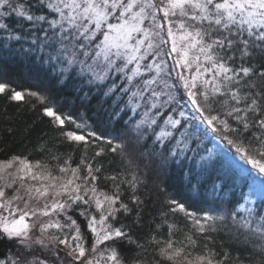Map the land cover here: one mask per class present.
Returning <instances> with one entry per match:
<instances>
[{"label": "snow or ice", "instance_id": "snow-or-ice-1", "mask_svg": "<svg viewBox=\"0 0 264 264\" xmlns=\"http://www.w3.org/2000/svg\"><path fill=\"white\" fill-rule=\"evenodd\" d=\"M0 98V264H264V0H0Z\"/></svg>", "mask_w": 264, "mask_h": 264}, {"label": "trees", "instance_id": "trees-1", "mask_svg": "<svg viewBox=\"0 0 264 264\" xmlns=\"http://www.w3.org/2000/svg\"><path fill=\"white\" fill-rule=\"evenodd\" d=\"M14 72L17 75L20 84L27 85L29 83L28 79L23 74L22 66L15 68ZM5 106H6V101L0 98V139H2L3 144H7L12 149H20L24 141L21 140L20 138L21 133L19 131L12 136H9L6 132H2V129L5 127V124L7 123L4 120L5 113L3 112ZM8 115H12L14 117V124L18 129L23 127V122L25 120L31 119V115L26 114V110L21 109L20 112L17 113L14 106L8 107ZM45 127H46L45 124H41L37 126V129L34 130L33 135L31 137L33 141L35 138V131H38L40 128H45ZM3 144H0V147H2ZM28 147L31 148L32 145L30 144L28 145ZM165 182L169 186V191L176 193L178 197L187 198L189 196V194L186 191H184L180 179L174 171L166 178ZM152 192L155 195L154 188L152 189ZM156 207L158 208L159 204H157ZM11 247L12 246L9 244H0V257L5 256L8 249Z\"/></svg>", "mask_w": 264, "mask_h": 264}]
</instances>
